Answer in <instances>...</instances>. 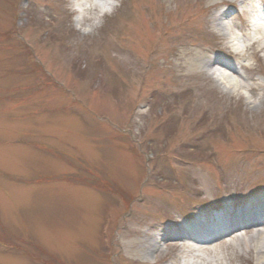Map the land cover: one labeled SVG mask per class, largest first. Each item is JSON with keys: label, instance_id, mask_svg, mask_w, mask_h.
Listing matches in <instances>:
<instances>
[{"label": "rangeland", "instance_id": "obj_1", "mask_svg": "<svg viewBox=\"0 0 264 264\" xmlns=\"http://www.w3.org/2000/svg\"><path fill=\"white\" fill-rule=\"evenodd\" d=\"M68 3L0 0V264H264L238 214L264 206V108L205 75L237 68L217 15L243 30L264 0H120L89 35ZM236 205L240 231L209 236Z\"/></svg>", "mask_w": 264, "mask_h": 264}, {"label": "clouds", "instance_id": "obj_2", "mask_svg": "<svg viewBox=\"0 0 264 264\" xmlns=\"http://www.w3.org/2000/svg\"><path fill=\"white\" fill-rule=\"evenodd\" d=\"M120 7V0H69L67 8L72 13V26L81 35H89L103 26L104 18ZM250 15H240L245 27L242 30L233 18L218 19L216 35L221 49L231 55L238 73L219 66H205V75L218 93L243 104L246 111L264 108V76L248 79L245 70L258 66L257 57L264 59V13L258 5L248 4ZM222 29V30H221ZM259 247V242L258 245ZM172 264H231L230 259L219 254L208 256L192 248L181 246ZM253 264H260L254 260Z\"/></svg>", "mask_w": 264, "mask_h": 264}, {"label": "bare ground", "instance_id": "obj_3", "mask_svg": "<svg viewBox=\"0 0 264 264\" xmlns=\"http://www.w3.org/2000/svg\"><path fill=\"white\" fill-rule=\"evenodd\" d=\"M155 2L156 3H163L164 2V0H155ZM226 13H227V10H224V11H222L221 13H219L218 15H217V18L218 19H222V18H224L225 17V15H226ZM208 61L207 62H205V66H206V64H208L209 66H215V65H219V64H225V63H223V61L220 59V58H218V57H208V59H207ZM231 69L233 70V72H235V73H238V69L237 68H235V67H231ZM246 211L245 210H241V211H239L238 212V214L244 219V213H245ZM252 221H253V219H252ZM256 221H258V220H256ZM256 221H254V222H256ZM257 224H259V223H257ZM256 225V224H255ZM185 229V228H184ZM180 234V233H179ZM182 235V234H181ZM162 237V235H160V236H158L156 239L158 240V239H160ZM205 238V237H204ZM256 239V250H257V253L258 254H260V255H262V257H264V241H261V237L260 236H256L255 237ZM258 242H259V247L257 246L258 245Z\"/></svg>", "mask_w": 264, "mask_h": 264}]
</instances>
